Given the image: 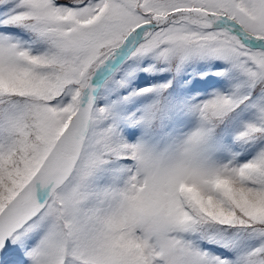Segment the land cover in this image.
Segmentation results:
<instances>
[{
  "label": "snow or ice",
  "instance_id": "1",
  "mask_svg": "<svg viewBox=\"0 0 264 264\" xmlns=\"http://www.w3.org/2000/svg\"><path fill=\"white\" fill-rule=\"evenodd\" d=\"M0 264H264V0H0Z\"/></svg>",
  "mask_w": 264,
  "mask_h": 264
}]
</instances>
